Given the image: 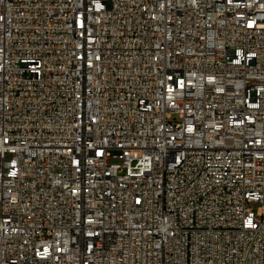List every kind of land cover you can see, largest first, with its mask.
Instances as JSON below:
<instances>
[{"label":"built area","instance_id":"obj_1","mask_svg":"<svg viewBox=\"0 0 264 264\" xmlns=\"http://www.w3.org/2000/svg\"><path fill=\"white\" fill-rule=\"evenodd\" d=\"M0 264H264V0H0Z\"/></svg>","mask_w":264,"mask_h":264},{"label":"rangeland","instance_id":"obj_2","mask_svg":"<svg viewBox=\"0 0 264 264\" xmlns=\"http://www.w3.org/2000/svg\"><path fill=\"white\" fill-rule=\"evenodd\" d=\"M9 158V157H8ZM254 207H257V205H254Z\"/></svg>","mask_w":264,"mask_h":264}]
</instances>
